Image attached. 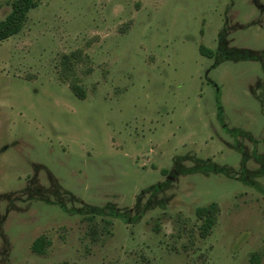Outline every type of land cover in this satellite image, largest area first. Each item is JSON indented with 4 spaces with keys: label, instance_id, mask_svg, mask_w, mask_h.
<instances>
[{
    "label": "rangeland",
    "instance_id": "obj_1",
    "mask_svg": "<svg viewBox=\"0 0 264 264\" xmlns=\"http://www.w3.org/2000/svg\"><path fill=\"white\" fill-rule=\"evenodd\" d=\"M72 53L85 99L64 77ZM212 203L203 238L196 209ZM254 257L264 264V0H43L0 42V264Z\"/></svg>",
    "mask_w": 264,
    "mask_h": 264
},
{
    "label": "trees",
    "instance_id": "obj_2",
    "mask_svg": "<svg viewBox=\"0 0 264 264\" xmlns=\"http://www.w3.org/2000/svg\"><path fill=\"white\" fill-rule=\"evenodd\" d=\"M43 0H14L12 2L11 11L0 21V42H3L12 36L20 33L28 19V14L36 9ZM200 52L204 55H210L205 47H200ZM76 53L64 55L62 58V66L64 77L70 82V88L73 93L80 99H85V91L79 85L75 77V67L79 62ZM219 206L216 203L196 209V218L201 222L200 234L203 238L207 237L217 223L219 214ZM95 226V225H94ZM95 233V230L92 231ZM50 242L45 237H39L33 244L32 250L38 255L46 254L47 247ZM253 263L258 264L259 258L254 257Z\"/></svg>",
    "mask_w": 264,
    "mask_h": 264
}]
</instances>
